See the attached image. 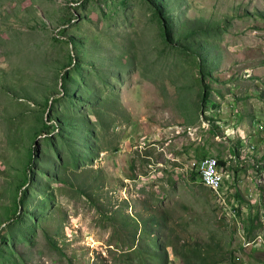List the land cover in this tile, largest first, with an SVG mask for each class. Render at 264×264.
Here are the masks:
<instances>
[{"label":"rangeland","instance_id":"1","mask_svg":"<svg viewBox=\"0 0 264 264\" xmlns=\"http://www.w3.org/2000/svg\"><path fill=\"white\" fill-rule=\"evenodd\" d=\"M261 62L264 0H0V264L154 262L163 236L168 264L183 240L264 264L244 246L264 239V64L242 76ZM212 99L239 110L218 128Z\"/></svg>","mask_w":264,"mask_h":264},{"label":"clouds","instance_id":"2","mask_svg":"<svg viewBox=\"0 0 264 264\" xmlns=\"http://www.w3.org/2000/svg\"><path fill=\"white\" fill-rule=\"evenodd\" d=\"M262 64H264V63L261 62V63L257 64L256 67L255 66L247 67L246 68L247 70H243V71H249V72H242V76H246V75L250 76L251 75L250 73L254 72L253 68L258 69L261 72V69H263V68L259 67V66L262 65ZM254 73H256V72H254ZM259 73L257 72L258 75H261ZM249 94L250 95H255L256 98H254V99L252 98L254 103H255V101L259 103L260 95H259V91L257 90V88L253 89V92H249ZM210 102L212 104H217L220 109H221V105H224V107H227V108L231 109L232 112H230V116L234 115V117H235V115L239 111V110H237V106H235L234 102H233V105H230V104H227V103L221 104V102H220V104H221L220 105V104H218V101H216L214 99H212ZM234 121H235V123L233 122V126H234V124L237 125L236 123H237L238 119L235 118ZM205 122H206V124H209L207 122V120ZM219 125H220V123L218 124V126ZM237 129H238V127H237ZM253 129H254V126H253ZM258 129L260 130V132L264 131V121L261 122L258 125ZM253 133H254V131H253ZM225 134L227 135L226 136V140H228V141L231 140V141L235 142L234 144L232 143L233 146H234L233 155L234 154L237 155V153H238V154H240L239 157H244V152H245V153H249V154L253 155V157L256 158L255 150H254L255 149V145L253 143H250V141H249V138H250L249 136H251V135L242 134L240 132V129H239V131L237 130L235 132L234 127H230L228 130H226ZM236 144L239 145L238 148L235 147ZM201 159H203V158H200L198 161H200ZM216 160H217V158H216ZM217 163H218V166L220 168V171L222 172V181H221V184H220L219 188L216 191L203 184V182L201 181V175H200L199 170H197L195 168V166L192 165V163H191V165H192V167H194L193 169L195 170L201 185H203L204 187L208 188L209 190L221 193L222 190H227L229 188L230 184H233V171L229 170L228 165L226 164V162H224V164H223V163H219L217 161ZM261 166H263V165H261ZM261 166H256V168L254 169V172L255 173L259 172L261 174V170L263 169V167H261ZM241 237L243 238V235ZM254 239H256V240H252V241L251 240H246L245 241V239H244V246L247 247V246L254 245L253 247L256 248V246L264 245V239H263L261 234L257 235Z\"/></svg>","mask_w":264,"mask_h":264},{"label":"trees","instance_id":"3","mask_svg":"<svg viewBox=\"0 0 264 264\" xmlns=\"http://www.w3.org/2000/svg\"><path fill=\"white\" fill-rule=\"evenodd\" d=\"M211 104L209 106L210 112H212L211 109H215L216 112H214V117L207 116L206 120L209 124H211L213 127L218 128V124L222 123L223 125H226L228 123L227 120H224L225 115L221 112V109L218 107L217 104H212L210 101L207 102V105ZM217 161L219 163H223V160H220L217 158ZM165 227V226H164ZM164 240H168L167 237L163 236ZM164 240H162L161 246H163V250H161L157 255H152V257L156 258L154 262L157 264H168V259H167V251L164 249ZM179 242L180 240L177 239ZM154 246L157 249H160V246L158 247V243L155 242ZM200 246H203L202 248ZM135 248H132L129 252H133ZM221 246L219 245L218 242L213 241L212 245L205 243L204 244H189L186 241H182L179 243L178 247L175 246L174 248V254L178 256L182 261L183 264H222L221 263V257H223V253ZM134 257L138 256L139 258V253L140 250L133 252ZM127 255V254H126ZM154 262L151 261H146V260H141L140 264H155ZM230 264H234L233 262H230Z\"/></svg>","mask_w":264,"mask_h":264},{"label":"built area","instance_id":"4","mask_svg":"<svg viewBox=\"0 0 264 264\" xmlns=\"http://www.w3.org/2000/svg\"><path fill=\"white\" fill-rule=\"evenodd\" d=\"M192 165L195 166L197 170H199L201 177L204 179L211 177L222 178V172L220 171V168L216 163L201 162L200 160L197 163L192 162Z\"/></svg>","mask_w":264,"mask_h":264},{"label":"bare ground","instance_id":"5","mask_svg":"<svg viewBox=\"0 0 264 264\" xmlns=\"http://www.w3.org/2000/svg\"><path fill=\"white\" fill-rule=\"evenodd\" d=\"M201 162H212V163H216L218 165L216 158L211 157V156H208V157L201 159ZM201 181L203 182L204 185H206L207 187L212 188L213 190L216 191L221 184L222 178L211 177V178L204 179L201 177Z\"/></svg>","mask_w":264,"mask_h":264},{"label":"crops","instance_id":"6","mask_svg":"<svg viewBox=\"0 0 264 264\" xmlns=\"http://www.w3.org/2000/svg\"><path fill=\"white\" fill-rule=\"evenodd\" d=\"M253 71L256 72V73H257V72H258V73L260 72V70L255 69V68H253Z\"/></svg>","mask_w":264,"mask_h":264}]
</instances>
